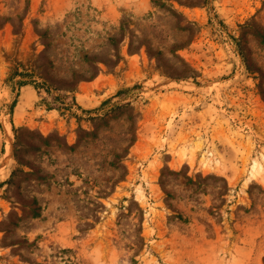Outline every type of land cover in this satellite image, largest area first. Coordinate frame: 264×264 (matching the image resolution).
<instances>
[{"label": "rangeland", "instance_id": "rangeland-1", "mask_svg": "<svg viewBox=\"0 0 264 264\" xmlns=\"http://www.w3.org/2000/svg\"><path fill=\"white\" fill-rule=\"evenodd\" d=\"M0 264H264V0H0Z\"/></svg>", "mask_w": 264, "mask_h": 264}, {"label": "bare ground", "instance_id": "bare-ground-1", "mask_svg": "<svg viewBox=\"0 0 264 264\" xmlns=\"http://www.w3.org/2000/svg\"><path fill=\"white\" fill-rule=\"evenodd\" d=\"M10 152H11V149H10V147L8 146L7 155H9Z\"/></svg>", "mask_w": 264, "mask_h": 264}]
</instances>
